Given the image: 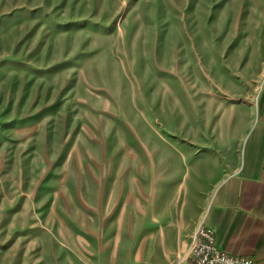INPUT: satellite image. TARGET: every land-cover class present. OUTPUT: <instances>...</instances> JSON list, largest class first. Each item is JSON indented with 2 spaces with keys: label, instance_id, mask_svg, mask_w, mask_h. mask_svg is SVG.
Listing matches in <instances>:
<instances>
[{
  "label": "rangeland",
  "instance_id": "1",
  "mask_svg": "<svg viewBox=\"0 0 264 264\" xmlns=\"http://www.w3.org/2000/svg\"><path fill=\"white\" fill-rule=\"evenodd\" d=\"M263 69L264 0H0V264H179Z\"/></svg>",
  "mask_w": 264,
  "mask_h": 264
},
{
  "label": "crops",
  "instance_id": "2",
  "mask_svg": "<svg viewBox=\"0 0 264 264\" xmlns=\"http://www.w3.org/2000/svg\"><path fill=\"white\" fill-rule=\"evenodd\" d=\"M214 170V179L210 173L201 182L207 200L201 215L192 216L197 219L194 230L198 226L210 228L227 255L264 264V91L235 157L227 168L222 164ZM153 246L145 249L147 258L152 257L155 264H170L171 257L166 263L165 253Z\"/></svg>",
  "mask_w": 264,
  "mask_h": 264
},
{
  "label": "built area",
  "instance_id": "3",
  "mask_svg": "<svg viewBox=\"0 0 264 264\" xmlns=\"http://www.w3.org/2000/svg\"><path fill=\"white\" fill-rule=\"evenodd\" d=\"M183 261L184 264H253L248 258L227 255L217 245L212 230L203 226L190 235Z\"/></svg>",
  "mask_w": 264,
  "mask_h": 264
},
{
  "label": "bare ground",
  "instance_id": "4",
  "mask_svg": "<svg viewBox=\"0 0 264 264\" xmlns=\"http://www.w3.org/2000/svg\"><path fill=\"white\" fill-rule=\"evenodd\" d=\"M263 71H264V69H263Z\"/></svg>",
  "mask_w": 264,
  "mask_h": 264
}]
</instances>
